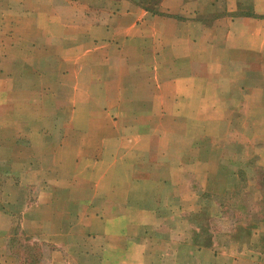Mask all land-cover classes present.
Instances as JSON below:
<instances>
[{"label":"crops","instance_id":"crops-1","mask_svg":"<svg viewBox=\"0 0 264 264\" xmlns=\"http://www.w3.org/2000/svg\"><path fill=\"white\" fill-rule=\"evenodd\" d=\"M2 1L0 264L19 236L37 264H264V216L248 228L227 199L264 171V136L223 134L264 110V82L246 84L252 58L264 74V0ZM59 25L72 101L18 85L30 65L6 50L49 47Z\"/></svg>","mask_w":264,"mask_h":264},{"label":"rangeland","instance_id":"rangeland-1","mask_svg":"<svg viewBox=\"0 0 264 264\" xmlns=\"http://www.w3.org/2000/svg\"><path fill=\"white\" fill-rule=\"evenodd\" d=\"M114 1H116V0H114ZM5 2H3V1L1 2V3H3L0 7L1 8L0 10H2V11L5 10V9H3L5 6ZM89 8H92V7L89 6ZM88 10H90V9H88ZM248 10L249 9H244V10H242V12L240 11V14H244L246 12L248 13ZM54 11H58V12H56V14L54 16L57 19L59 24L61 21L63 22L62 18H64V20H66V21L68 19L72 18V13H71L72 11L69 9H54ZM90 15L93 16L94 13L88 14L87 16L90 17ZM26 30L29 31L28 29H26ZM64 32H65V30L64 31L62 30L61 25H59L57 29H52V33H54V36H55L54 41H57V42L53 45H50L49 47H47L46 45H42L38 42L36 43V45H30V46L12 45L11 50H9L8 47H6V50H8L7 52H10V54H12V53L17 54L22 59V61L26 60V61H28L27 62L28 65H30V66H28L27 73L29 74V77H33V78H21L20 77L17 79L18 85H22V86L27 87V88L39 87V86H43L45 88L46 87H53V90H55L56 88H59L58 86H60V88H61L59 91L60 98L64 99V101H68L69 99H71V101L73 100V95H72L73 84L72 83H74V82L71 81L72 79H68V80L62 79V78H59L58 75L56 76L57 79H56V77H54V75H56L58 73V71L62 74V72L66 69L65 64L63 63V61L60 59V57L57 54L58 49L59 48L61 49L62 46H64L63 45L64 40L62 41V37H63ZM58 34H60L59 39L57 38ZM59 41H61V42H59ZM28 49L30 51V55L25 56ZM252 61H253V63L251 65H253V66H252L251 70L254 71L253 72L254 77L251 80H249L247 78V80H249V81L246 82V84L249 85V87H251V88H255L257 86V83L264 82V74H261L262 72H260V67H261V64H263V63H262V61L260 62V59H258L256 57L252 58ZM54 63H55V66L53 67L52 64H54ZM58 65H61V66L58 67ZM53 68L55 70V73L53 72ZM232 69H235V68H232ZM140 80L142 81V79H140ZM58 82L60 84H58ZM81 82L87 83L88 79L87 78L82 79ZM47 85H49V86H47ZM225 86H227V84L224 85V87ZM260 88L261 89H259L257 91V95H256L257 99L260 98L261 96H262V99L264 98V93H263L264 89L262 91V88H264V85L261 86ZM256 89H257V87H256ZM124 97H125L124 100H129V99H134L135 95H132L131 93H127V94H125ZM44 99H45V101L46 100L48 101V105L50 106V110H49V108L45 109V111L42 110L41 115H44L45 117H47L48 115H54L55 111H54V109H52L51 106L54 107V102L56 101L55 94L53 93L52 95H50L49 98H44ZM248 112H250L251 113L250 115L255 119V121L252 124L247 125V123L245 122V124L242 125L245 118L235 120V122H234L235 124L231 125V127L229 129H227L226 127H223V131H224L223 134L227 136V135L231 134L232 132H236L237 134H240V133L242 134V132H243V136H245L244 133L245 132L247 133L248 131H250L248 133V136L249 135L257 136V137L264 136V110H255V111H248ZM230 115H232V114H230ZM240 115H241V117H244L243 114H240ZM37 116H38V114L36 115L35 112L27 113V115H25V117L28 119H33V118H36ZM236 116L237 115L235 114L234 117L236 118ZM239 124H241V125H239ZM243 127H245L246 129L241 130ZM237 136L242 137V135H236V137ZM71 139H72V137L70 136V145L72 144ZM220 146L221 145H219V148H222V146L221 147ZM261 148H264V147L261 146ZM225 159L230 161L234 158H232L229 155ZM237 160H238L240 165H247V166H251L249 168H255L253 166V163L251 162V160H247L245 158H242L241 160L240 159H237ZM247 174H248L247 176H245L244 173H240L238 175L240 180L242 181V184H244L243 185L244 189L240 190V192H238L237 195L227 196V199L231 203H233V205H236V209L238 210L237 212L241 215L242 219H246V221H243L241 224L244 226H248V228H251L255 224V221L258 220V216L256 215L257 213H260L264 216V200H263V197L259 200V202L257 203V206H254L252 204V198L256 194V189H253L252 187L254 186L255 188H257L260 186L261 188H264V171L258 170L252 178L249 177L251 173H247ZM248 183H249V186H248ZM251 183H252V185L254 183L255 184L257 183V184H256V186L254 184L253 186L251 185V187H250ZM259 193H264L263 189L258 190V194ZM258 194H256V195H258ZM250 218H251V221L249 222L248 220H250ZM16 232H17V235H19L20 231H16ZM239 236L244 238V239L247 238V235H245L244 233H241ZM16 241H17L16 243L12 244L11 253L16 260L18 258V260H19L18 263L25 264V262L28 260L29 255L25 256V254H23V253L26 250V248H25L26 246H31L29 244L30 242L27 240L23 241V238L20 236L17 237ZM36 247H40V246L38 245ZM37 251L38 250H36L34 252L37 254L38 253ZM31 256H32V254H31ZM25 258H27V259H25ZM36 258H37V262H38L39 261V254Z\"/></svg>","mask_w":264,"mask_h":264},{"label":"trees","instance_id":"trees-1","mask_svg":"<svg viewBox=\"0 0 264 264\" xmlns=\"http://www.w3.org/2000/svg\"><path fill=\"white\" fill-rule=\"evenodd\" d=\"M26 248V250H25V252L23 253V254H25V256L26 255H29L28 256V260L25 262V264H37V254L34 252V251H36L37 250V247H35L34 245L33 246H26L25 247ZM35 254H34V253ZM31 254H32V256H31ZM25 259H27V258H25ZM18 258H17V264H20V263H18Z\"/></svg>","mask_w":264,"mask_h":264}]
</instances>
